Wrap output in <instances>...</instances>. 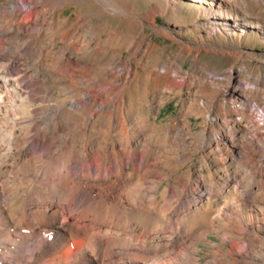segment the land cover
<instances>
[{"label": "bare ground", "instance_id": "bare-ground-1", "mask_svg": "<svg viewBox=\"0 0 264 264\" xmlns=\"http://www.w3.org/2000/svg\"><path fill=\"white\" fill-rule=\"evenodd\" d=\"M1 1L0 264H264V78H250L246 65H203L205 87H190L180 118L158 125L152 90L160 109L184 85L175 64L147 59L150 39L121 75L94 62L110 47L99 35L81 32L76 48L73 29L59 41L47 33L64 6L84 0ZM89 1L98 14H127L119 0ZM156 1L182 21L190 2L193 31L213 39L264 35V0ZM136 59L144 70L162 65L151 80L170 82L147 87L139 109L125 102ZM192 117L203 119L197 131ZM211 234L220 242L208 241L212 259L201 262L198 244Z\"/></svg>", "mask_w": 264, "mask_h": 264}, {"label": "rangeland", "instance_id": "rangeland-1", "mask_svg": "<svg viewBox=\"0 0 264 264\" xmlns=\"http://www.w3.org/2000/svg\"><path fill=\"white\" fill-rule=\"evenodd\" d=\"M119 1L124 6L127 14H98L99 12L92 7L89 0H84V2H80L79 4H68L64 6L65 10L54 21L49 31L47 30V33L59 41L60 38L57 34H61L60 36H62L68 29H73L72 33L76 34L68 37L67 39L69 40L67 41L75 47H78L76 41L82 38L81 32H90L91 35L88 38L92 41H95L96 36L99 35L98 43L110 45V49L108 48L106 56L100 55L94 62H97L99 65H104V63L108 66L112 65L110 67L111 71L118 70L121 75L123 60L130 55L136 54L142 43L150 39L153 43V48L148 51L147 59L162 64L167 62L175 64L177 68L172 69V72L179 74L177 82L180 85H184V91L182 94L170 97L166 100L162 108L157 109L156 107L160 102V96H155L152 87L159 85L161 89H164L170 82L166 79L151 80V75L154 72H160L163 68L162 65L152 66L149 70H144L143 62L136 59L133 71H125V102L127 105L135 104L133 106L136 109L143 107L140 102L145 104L147 101L143 91L150 86V90H152L149 96L150 100H148L152 104L149 112L150 118L158 125L174 122L180 118L182 100L190 87H205L206 84L202 83L199 78V70L204 68L203 65L205 67L207 65L219 73L230 70L235 66L240 67L246 65L250 71L248 74L250 78H264V35L250 31L247 34L248 36H238L234 40L228 39L225 36L213 39L202 31L197 29L193 31V24L198 23L195 19L198 11L188 1L181 3L183 7H181L180 12L186 15V20L184 21L178 15L161 14L159 11H156L155 6L158 4L156 0ZM19 3L22 5L20 1ZM0 4H2L1 0ZM49 16L46 14V18H44L45 25L51 21V16ZM65 19L67 21L64 24ZM197 19L203 20L204 18L198 17ZM33 21L36 22V20ZM108 26L116 30L118 34L116 33L110 36ZM109 37L111 38L108 39ZM206 45L217 46L214 50L215 52L208 51L209 49H206ZM61 46H63V43L58 42L56 49L59 50ZM190 48L194 49L192 53L189 50ZM78 53L82 55L81 51ZM118 54H121V57L111 62L110 59ZM196 56H199L200 65L198 67L194 65ZM187 71L189 72L190 80H186L185 72ZM90 78L93 84L99 83L97 72H93ZM261 89H264V87ZM206 95L210 96L208 92ZM222 109L224 110V107ZM147 113L148 111L143 108V114L147 115ZM258 113H262L260 109L254 111V116L258 115ZM191 120L193 130H199L196 125L203 121V119L192 117ZM128 127H130L129 124ZM111 129L113 131L115 130L112 127ZM123 131L125 132V129H122ZM125 133L126 135H130V129ZM140 133L148 134V131L143 130ZM195 159H197V156H195ZM127 172H129V169H127ZM217 207H220L219 204L215 208ZM210 240L220 242L215 234H211L208 236V240L206 239L198 244L199 249H201L199 252V257L202 258L201 262L212 259L209 256V253L213 252L212 246L208 244ZM226 246L228 247V244Z\"/></svg>", "mask_w": 264, "mask_h": 264}]
</instances>
